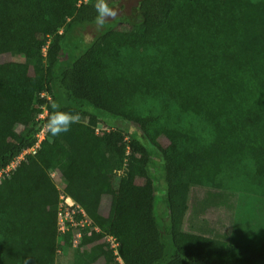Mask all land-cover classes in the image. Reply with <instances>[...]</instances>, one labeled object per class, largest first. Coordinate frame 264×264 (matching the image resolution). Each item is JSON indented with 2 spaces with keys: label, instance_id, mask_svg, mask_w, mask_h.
I'll list each match as a JSON object with an SVG mask.
<instances>
[{
  "label": "trees",
  "instance_id": "1",
  "mask_svg": "<svg viewBox=\"0 0 264 264\" xmlns=\"http://www.w3.org/2000/svg\"><path fill=\"white\" fill-rule=\"evenodd\" d=\"M97 2L0 0V57L15 59L0 64V171L35 146L54 110L79 115L66 133L46 131L37 153L0 179V264H54L59 190L48 170L101 230L74 250L73 264H115L107 235L124 264L263 261L264 244L247 243L249 228L218 234L203 221L189 230L188 213L193 187L224 189L247 167L264 198V0H140L127 30L110 26L76 44L70 34L95 24ZM148 101L165 124L138 111ZM181 116L193 122L174 124ZM107 120L138 130L126 140L105 130Z\"/></svg>",
  "mask_w": 264,
  "mask_h": 264
},
{
  "label": "rangeland",
  "instance_id": "2",
  "mask_svg": "<svg viewBox=\"0 0 264 264\" xmlns=\"http://www.w3.org/2000/svg\"><path fill=\"white\" fill-rule=\"evenodd\" d=\"M139 1L140 0H123L121 3L114 5L117 15L113 18L107 19L103 28H97L96 24L80 26L71 32L70 37H73L76 44H80L79 42L81 41H83L82 44H87L110 26H116L122 31L127 30L128 27L137 20ZM14 60L13 57L4 55L0 57V64L12 62ZM58 90L59 94H63L62 90L59 88ZM85 107L93 113L107 117L106 114L98 112L90 105L85 104ZM138 111L143 114L159 116L157 124L159 126L160 124H165L167 122L166 117L162 116L158 105L152 101L140 103ZM44 113L46 114V112ZM172 120L176 121V118H172ZM181 120V122H175L174 124L177 125L181 123L182 125L188 126L193 122L192 118L187 116H181ZM107 122L109 126L105 129L107 132L120 129L127 134L126 140H129L132 136L131 134L138 130L135 126L131 127L123 122L113 120H107ZM97 133L101 134L99 131ZM22 161L23 160L20 159L17 164L15 163V167H17L19 162ZM254 170V166L253 168L247 167L246 172L252 174ZM124 171L125 170L116 172V184L119 183L124 175ZM161 172L160 161L156 158L152 166V173L155 176V185L159 189L156 193V197L158 198L156 216L162 223L161 217H164L167 212V203L165 198L162 197L164 188L160 177ZM248 174L246 175L240 171L231 179L226 178L223 181L224 189L214 190L193 187L190 194V210L188 213L193 225L189 230L194 228V226H196V228L201 227L202 222L204 221L216 233L218 232V234L230 230V227L233 226L238 232H242L249 227H257L254 225H256L260 219L264 221V198L258 195L261 190L256 188L257 186L253 184L252 178L251 176H248ZM47 175L56 189L64 186L66 187V184L63 182L61 175L57 170H48ZM109 203L110 198L104 196L102 198L104 213L107 212ZM63 237L65 236H62L61 234L58 235V241L55 247L54 264H73V255L75 251L72 247L71 239L67 240ZM258 245L260 244L258 243ZM114 262L115 264H119L115 258Z\"/></svg>",
  "mask_w": 264,
  "mask_h": 264
},
{
  "label": "built area",
  "instance_id": "3",
  "mask_svg": "<svg viewBox=\"0 0 264 264\" xmlns=\"http://www.w3.org/2000/svg\"><path fill=\"white\" fill-rule=\"evenodd\" d=\"M40 115V118H45L47 116V111ZM45 115V116H44ZM46 130L44 128L37 135V143L34 147L28 149L18 158H16L6 169L0 171V179L4 174H8L11 170H15L17 167L15 165L20 161L24 160L26 155H35L37 151L41 148L42 142L46 137ZM100 129L97 128L96 132ZM16 163V164H15ZM21 162H19L20 164ZM18 164V165H19ZM59 190V204L57 210V227L58 235L65 236L67 233H72L71 243L74 250H82V244L85 237H92L95 233H100L101 230L98 226L94 225L93 221L89 219L85 210L81 208L75 200L66 193V187L58 188ZM110 249L114 252L115 260L119 264H124L121 256L118 252L119 243L114 236L107 235L104 239Z\"/></svg>",
  "mask_w": 264,
  "mask_h": 264
},
{
  "label": "clouds",
  "instance_id": "4",
  "mask_svg": "<svg viewBox=\"0 0 264 264\" xmlns=\"http://www.w3.org/2000/svg\"><path fill=\"white\" fill-rule=\"evenodd\" d=\"M95 24L97 28H103L106 20L117 15L114 5H110L108 0H98L96 6ZM79 120V115L74 112L54 110L46 122V128L50 138L59 136L70 130L71 125Z\"/></svg>",
  "mask_w": 264,
  "mask_h": 264
},
{
  "label": "crops",
  "instance_id": "5",
  "mask_svg": "<svg viewBox=\"0 0 264 264\" xmlns=\"http://www.w3.org/2000/svg\"><path fill=\"white\" fill-rule=\"evenodd\" d=\"M254 226L257 227H249V230L245 233L249 237L247 243L252 245H258V243L264 244V221L260 219L259 222ZM254 264H264V261Z\"/></svg>",
  "mask_w": 264,
  "mask_h": 264
}]
</instances>
